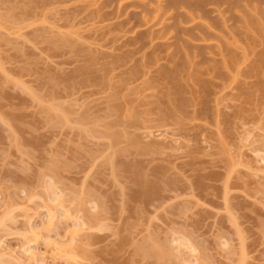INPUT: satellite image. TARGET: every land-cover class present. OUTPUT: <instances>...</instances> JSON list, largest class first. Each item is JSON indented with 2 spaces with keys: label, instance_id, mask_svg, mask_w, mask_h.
Returning <instances> with one entry per match:
<instances>
[{
  "label": "rangeland",
  "instance_id": "obj_1",
  "mask_svg": "<svg viewBox=\"0 0 264 264\" xmlns=\"http://www.w3.org/2000/svg\"><path fill=\"white\" fill-rule=\"evenodd\" d=\"M120 1L0 0V264H264V0Z\"/></svg>",
  "mask_w": 264,
  "mask_h": 264
},
{
  "label": "bare ground",
  "instance_id": "obj_2",
  "mask_svg": "<svg viewBox=\"0 0 264 264\" xmlns=\"http://www.w3.org/2000/svg\"><path fill=\"white\" fill-rule=\"evenodd\" d=\"M121 1H123V0H121ZM121 1H120V3L118 2V5L116 6L118 11H121L123 8H126V7H127V4L129 3V2H127L128 0H127V1L124 0L123 2H121ZM129 1H130V0H129ZM131 1H132V0H131ZM131 1H130V2H131ZM137 1H138V0H137ZM140 1H142V0H140ZM166 1H167V0H166ZM178 1H179V0H178ZM198 1H199V0H198ZM198 1H197V2H198ZM183 2H184V1H183ZM183 2H182V0H181V2L179 1V2H178V5H179L180 3H183ZM186 2H187V3H186ZM190 2H191V0H188V1H185L184 3L188 4V3H190ZM131 3L134 4V3H138V2H136V1L134 2V0H133V2H131ZM139 3H144V2L142 1V2H139ZM169 3H170V2L168 1V5H171V4H172V3H171V4H169ZM173 3H174V2H173ZM194 3H196V2H194ZM198 3L203 5V3H200V2H198ZM198 3L195 4V7H199ZM129 5H131V4H129ZM188 5H189V4H188ZM196 5H198V6H196ZM202 5H201V6H202ZM125 6H126V7H125ZM172 6H173V5H172ZM182 6H183V5H182ZM203 6H204V5H203ZM199 8H201V7H199ZM123 10H125V9H123ZM198 11H199V10H198ZM124 13H125V12H124ZM263 13H264V12H263ZM128 14H130V13H128ZM126 15H127V14H126ZM128 21H130V20H128ZM254 21H257V22H258V20H252V21H251V24H252V22H253V24L251 25V24L248 23V21H247L246 25H247V24H250V28L253 27V26H257V24H259V26H260V24L263 25V22H261V21H260V23H257V22H254ZM181 22H182V21H181ZM122 23H123V22H122ZM254 23H257V24L254 25ZM129 27H130V26H129ZM262 27H264V26H262ZM262 27L259 28V27L257 26V28H256L257 31H258V32H259V31L261 32V30H263ZM248 28H249V27H248ZM250 28H249V29H250ZM254 29H255V28H254ZM256 29H255V30H256ZM263 32H264V31H262V33H263ZM181 33H182V32H181ZM183 33H184V32H183ZM262 35L264 36V34H262ZM135 37H136V36H135ZM138 37H140V36H138ZM132 39H134V37H132ZM140 39H141V38H140ZM140 39H139V40H140ZM134 40H135V39H134ZM230 58H231V59H230ZM230 58H229V59L232 60V57H230ZM229 59H228V60H229ZM226 62H227V59H223V64L226 63ZM137 64H138V67H139L140 64H139V63H137ZM137 64H136V65H137ZM136 67H137V66H136ZM257 67H258V66L253 67V69L256 70ZM171 71H173V70H171ZM168 73H169V72H168ZM171 74H175V73H174V72H171ZM171 74H169V75H171ZM164 76H165V75H164ZM171 76H174V75H171ZM170 80H171V79H170ZM175 83H176V82H175ZM175 87H176V86H175ZM177 106H178V105H177ZM174 107H176V106H174ZM178 107H179V106H178ZM178 107H177V108H178ZM177 108H176V109H177ZM174 109H175V108H174ZM170 111H171V110H170ZM57 198H58V197H57ZM57 198H56V199H57ZM80 230H81V229H80ZM77 232H80V231L77 230V229H76V230H75V229L73 230L71 236H72V237L74 236V237L71 238V240L74 241V239H75V235H76ZM74 234H75V235H74ZM69 240H70V239H69ZM73 241H72V242H73ZM49 244H50V242H49ZM56 244H57V243H56ZM54 247H55V246H54ZM56 247H57V246H56ZM60 248H61V247H59V248H57V249H60ZM140 250H141V249H140ZM27 252H28V251H27ZM29 252H30V251H29ZM29 252H28V253H29ZM31 252H32V251H31ZM33 253H34V252H32L31 254L29 253V254L31 255L29 258L32 257V258L35 260V255H34ZM25 254H27V253H25ZM22 256L24 257V254H22ZM27 258H28V257H25V258H22V259H27ZM38 260H39V259H38ZM38 260H36V261L38 262ZM28 261H29V260H28ZM39 263H40V262H39Z\"/></svg>",
  "mask_w": 264,
  "mask_h": 264
}]
</instances>
